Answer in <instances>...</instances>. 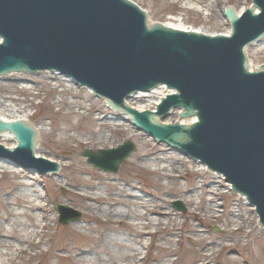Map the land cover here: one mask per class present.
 <instances>
[{"label": "water", "instance_id": "obj_1", "mask_svg": "<svg viewBox=\"0 0 264 264\" xmlns=\"http://www.w3.org/2000/svg\"><path fill=\"white\" fill-rule=\"evenodd\" d=\"M225 16L231 36H211L152 23L130 0H0V77L48 70L71 78L139 131L222 174L264 227V0L240 16L231 6ZM249 61L253 70L261 65L257 72ZM30 126L0 119V152L24 168L57 173L58 162L35 156L39 137ZM135 150L126 142L83 155L117 174ZM57 210L63 225L81 220L69 207Z\"/></svg>", "mask_w": 264, "mask_h": 264}, {"label": "rangeland", "instance_id": "obj_2", "mask_svg": "<svg viewBox=\"0 0 264 264\" xmlns=\"http://www.w3.org/2000/svg\"><path fill=\"white\" fill-rule=\"evenodd\" d=\"M132 1L147 12L151 22L164 23L169 22L170 18L182 17L187 27L200 28L211 34H224L231 29L225 16L218 9L216 15L207 18L202 14L184 10L182 2L174 5L172 0ZM219 2L221 6L227 3L236 11L244 5H252V0ZM55 74L57 73L43 71L36 74H10L0 77V98L6 94L12 100H16L17 105L26 113L32 114V121L45 128L41 137V154L53 157L63 165V170L61 169L57 175H40L33 170L28 173L27 170L15 166L12 161L0 160L8 167L6 175L0 174V189L8 187L15 181V175L20 174L21 182H30L32 187L38 188V192L46 199L43 204L49 210L47 222L49 229L46 230L44 242L51 244L52 248L48 249L47 245H41L38 249H31L13 264H28L30 261L32 264H72V261L74 264H85L75 259L79 249L90 253L91 261L86 264H120L125 257L131 255L130 250L125 246L100 242L103 234L114 236L116 233L106 227V219L96 209L100 207L107 209V198L117 199V193L121 188L142 196L145 205L156 210L169 211L177 219L175 227L172 223L168 227V230L175 228L170 236V242H166L167 232L164 235L151 236L156 230L154 225L143 229L145 234L143 241L133 246L142 253L139 255L138 264H182L183 259L192 258L198 252L207 254L205 264H264V229L259 226L258 220L254 219L255 210L245 199L232 192L231 186L224 179L211 173L207 168L206 171H202V166L197 162L185 157L184 159L176 157V152L171 148L153 143L146 134L133 128L128 121L109 109L104 100L96 98L85 88L74 86L68 93L71 84L63 78L64 76ZM63 99L66 104L74 103V110L71 111L76 115L71 118L66 116L68 109L62 102L59 103ZM111 118L129 125V128L121 126L119 129L122 131L116 132L110 122ZM67 119L74 123L77 131L70 129L66 131ZM62 130H65L64 135L61 134ZM99 133L109 135L110 143L88 144L87 139ZM66 139H71L70 143L65 142ZM58 140L62 141L57 142ZM126 142H132L136 151L120 166L117 174L97 169L89 164L83 155L88 150L97 152L116 149ZM146 142L148 143L145 145ZM149 150H153L152 153L160 151L166 153V159L157 166L145 168L141 164V158L143 152ZM173 160L176 161L175 165L179 171L174 174V182L172 178L167 179L165 173L157 171L162 166H168ZM88 183L93 185V190L85 186ZM211 187L216 188L215 193L206 192L207 188ZM86 192L99 195L103 202H88L82 199L80 195ZM4 197V192L0 190V199H5ZM128 200L130 201L128 207L124 201L114 206L130 212L132 216L130 223L139 224L137 226L142 228L141 221H134L136 215L147 213L148 218H156L155 215H151L152 212L145 211L141 201L132 198ZM177 203H181L186 211L177 208ZM214 203H217L218 207L216 215L213 216L210 214V205ZM59 205L80 212L81 220L67 225L61 224L57 210ZM230 206L237 223L229 226ZM35 214L38 222L46 223L42 218V212L38 211ZM221 215L222 217L218 218ZM244 218L246 221L244 229L239 231L237 224L243 223ZM192 227H197L205 236L204 241L195 247L190 239L198 238L191 233H184L187 228ZM117 234L123 238L133 239L126 228H121ZM204 244L214 247V252L209 250L212 247L204 249ZM67 245L72 250L68 249ZM192 249L196 251L192 252ZM69 256L72 257V261Z\"/></svg>", "mask_w": 264, "mask_h": 264}, {"label": "bare ground", "instance_id": "obj_3", "mask_svg": "<svg viewBox=\"0 0 264 264\" xmlns=\"http://www.w3.org/2000/svg\"><path fill=\"white\" fill-rule=\"evenodd\" d=\"M174 5H178L181 2L184 3L182 8L184 10H188L193 13L202 14L205 17L209 18L217 14V9L220 11V13L225 16V10L229 5L225 3V5H220L219 0H172ZM181 3V4H182ZM248 7H251L250 5H244L240 7L236 12L237 15L243 14ZM233 8V7H232ZM234 9V8H233ZM258 12V11H256ZM167 27L173 28V29H183V31H195L201 34H211L206 32L203 29H194L187 27L184 19L182 17L179 18H170L169 22L162 23ZM231 29L224 33L223 35H230ZM57 76V74H55ZM50 78V77H49ZM68 80V82L71 84V87L69 90H67L68 93L73 90L74 86H77V84L71 80L68 77H63ZM24 90V89H23ZM90 94L92 92L89 89H86ZM93 95V94H92ZM62 102L63 106L68 109L67 117L71 118L73 115H76L71 110H74V103L70 102L69 104H66L63 100H60L59 103ZM106 106H108L109 109H112L107 102L105 101ZM114 111V110H113ZM115 114L120 115L124 120L128 121L129 124L133 128H135L132 125V121L129 115H126L124 112H117L114 111ZM79 114V113H78ZM0 119H3L4 122H11L12 119H23V121H30L31 126L36 129L37 136L39 137L37 139L36 143V150H35V156L41 157V158H47L50 161L58 162L60 165V169L63 170V165L61 162H59L57 159L42 155L41 150V137L43 134V131L45 128L43 126H38L32 121V114L26 113L25 110H23L21 107L17 105L16 100H12L10 97H8L6 94L3 95L2 98H0ZM68 120V121H67ZM67 125L65 127L67 130H75L74 123L71 122V120L67 119ZM117 119L111 118V124L114 127L115 131L118 132L121 129L119 127L126 126L129 128V125L121 124L119 121H116ZM122 131V130H121ZM65 130H62V133L64 135ZM111 132V131H110ZM112 133V132H111ZM93 138V140H91ZM147 138L152 141L153 143H156L152 138ZM111 137L107 134L99 133L98 135L91 136L90 139H87L88 144H108L110 143ZM62 140H58L57 142H61ZM71 139H66L65 142L70 143ZM107 142V143H106ZM148 142L144 143L145 145ZM162 147L168 148L164 144H159ZM112 147V146H110ZM153 150H149L148 152H143L142 158H141V164L145 168H148L149 166H157L160 163H162L166 158V153H152ZM164 156V157H163ZM175 156L184 159L182 155H179L178 153L175 154ZM176 161L173 160L168 164V166H162L157 171H161L167 175V179L172 178V181H175L174 174L178 171V168H176ZM7 168L6 164L3 162H0V174L6 175L7 174ZM170 168V170H168ZM202 171H206V168L202 166ZM157 173V172H156ZM219 178L223 179L222 176H219ZM21 176L20 174L15 175V181L10 183L8 187L0 189L4 192V198L0 199V218L2 222H0V264H13L15 261H17L23 254L29 252L31 249H38L41 245H47L48 249L52 248L51 244L44 242L46 238V230L49 229V224L47 223L49 220V210L47 207L43 204L44 196L38 192L37 187H32L30 182H21L20 181ZM88 189L93 190V185L91 183H88L85 185ZM207 193L216 192V188L211 187L207 188ZM118 197L117 199L113 198H107L108 200V207L107 209L97 208L96 210L102 214V217L106 219V227L109 229H112L114 233H116L114 236H110V234H103L100 238V242L102 244H116L118 246H125L128 250H130L131 255L124 258V261H122L120 264H138L139 263V255L142 253L139 252V250L134 248L133 246L135 244H139L144 239V232L143 229L151 227V225H154L156 230L152 233V237L158 236L159 234L164 235L165 232H167L166 235V242H170L171 238L170 236L175 231V228L172 230H168L169 225L172 223L175 227L176 222V216L172 215L171 212L165 211V210H156V208L152 206H147L143 202L144 199L140 195H134L132 192L128 191L125 188H121L118 191ZM82 199L91 202V201H98L103 202L102 198L99 197L97 194H93L90 192H86L85 194L80 195ZM129 198L137 199V201H141V204H143V208L147 212H152L151 215H155V219H150L147 216V213L145 214H139L136 215L134 221H141L140 226L142 228H139L137 225L130 223V218L132 217L130 212H125L123 210L118 209L114 205H116L119 202L124 201L125 205L128 207L130 201ZM214 202V199L212 200ZM13 202V203H11ZM145 205V206H144ZM218 207L217 203H214L213 205H210V214L216 215V208ZM91 209H93L90 206ZM38 211L42 212V218L45 222H38L37 221V213ZM225 212V211H224ZM225 215V213H224ZM229 226L236 224L237 220L234 215V211L232 209V206L229 207ZM39 216V215H38ZM222 217L219 216L218 218ZM254 219L257 221L258 217L255 215ZM129 220V221H127ZM133 220V219H132ZM199 220V219H198ZM243 223L237 224L238 230L243 231L245 226V218L242 220ZM82 227H80L81 229ZM121 228H126L130 231V236L133 237V239L129 238H123L120 237L117 234V231ZM184 233H191L194 236H196L198 239H190V241L193 244V247L197 246L199 242L204 241L205 236L201 234V231L197 227L187 228ZM181 241H179L180 243ZM27 246V247H26ZM204 249H209V247H212L211 245L204 244ZM67 248L72 250L70 246L67 245ZM150 248V246H149ZM193 250V249H192ZM211 252H214V247H212ZM196 251L193 250L192 252ZM196 254V253H195ZM207 254L203 252H198L194 257L184 260L182 264H205ZM59 258V256H57ZM72 261V257H68ZM75 259L79 263H88L91 261L90 253L87 250L79 249L78 254L76 255ZM179 260V259H178ZM72 264L73 261L71 262ZM28 264H32V261H30ZM105 264V263H104ZM181 264V263H180Z\"/></svg>", "mask_w": 264, "mask_h": 264}]
</instances>
